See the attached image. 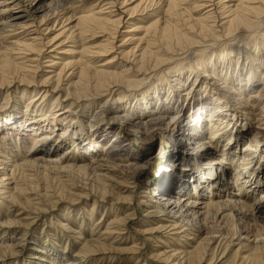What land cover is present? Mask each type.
<instances>
[{
    "label": "bare ground",
    "instance_id": "bare-ground-1",
    "mask_svg": "<svg viewBox=\"0 0 264 264\" xmlns=\"http://www.w3.org/2000/svg\"><path fill=\"white\" fill-rule=\"evenodd\" d=\"M79 1L86 0H0V94L15 86L14 91H22L21 113L27 111L14 110L0 120V209L43 215L60 203L94 199L90 210L79 208L92 225L89 237H83L86 220L76 213L71 222L58 223L63 238L77 235L74 255L62 250L50 258L43 247L15 264H86L94 256L97 264L103 261L98 256L117 253L114 238L124 235L135 217L113 214L102 228L91 223L92 213L101 207L116 213L101 206L108 197L115 205H130L136 194L143 207L139 217L154 225L136 231L152 236L143 238L153 243L145 262L228 264V252L236 246L235 253L250 254L233 264H264V0H126L115 11L110 9L117 0H95L91 9L109 11L76 16L69 9ZM128 2L136 4L128 9ZM137 17L153 21L147 27L130 26ZM50 33L55 34L44 39ZM117 36L121 42L116 46ZM95 39L101 40L92 43ZM221 41L227 46L212 53V59L199 57L176 68L169 81L162 75L136 93L114 98L147 83L178 50L193 49L197 55ZM127 42L135 45L124 52ZM68 44L73 45L66 49ZM247 45L251 51L242 48ZM207 80L211 87L220 82L216 91L221 93H212ZM24 92L40 96L23 100ZM131 98L135 102H123ZM5 107L0 104V110ZM109 112L108 123L125 128L143 145L160 132L171 138L169 157L158 175L151 174L153 180L146 172L149 155H135L131 146L113 149L123 140L110 133L113 127L103 126ZM114 172L131 184L145 176L139 185L126 186L129 196L121 197L104 182ZM14 224L0 214V229ZM162 237L178 238L172 245ZM158 239L161 245L155 249ZM48 241L53 243L47 246L56 244ZM19 245L0 243V254L19 252ZM142 245L123 252L137 253Z\"/></svg>",
    "mask_w": 264,
    "mask_h": 264
},
{
    "label": "rangeland",
    "instance_id": "rangeland-1",
    "mask_svg": "<svg viewBox=\"0 0 264 264\" xmlns=\"http://www.w3.org/2000/svg\"><path fill=\"white\" fill-rule=\"evenodd\" d=\"M94 1L95 0L79 1L75 4H73L72 8L69 10L71 11L72 9H75L74 14H76V16L85 15V14H87V12H90L92 10H94L93 12H95L97 10H101V11L103 10V13L109 11V9L104 10L102 7H94L93 9H91L90 6ZM122 1H126V0H117V4L114 7L115 9L111 8L110 11L120 10L119 3H121ZM239 1H242V0H239ZM135 4L136 3H132V5H131V3L128 2L127 8L129 9ZM252 5L259 8V5H257V4H252ZM95 9H97V10H95ZM261 9H262V6L260 7V10ZM81 10L84 13L79 12ZM201 13H203V12H201ZM136 19H138V20H136ZM136 19L132 20L131 24H133V25H130V26L136 27L137 25H140L143 27H147L153 21V19L152 20L149 18L146 19V17H137ZM123 20L124 21L127 20L126 15L123 16ZM135 24H137V25H135ZM125 27H128V25L127 24L123 25V27H122V29H120V31L124 30ZM58 28H59V26L56 27V30ZM42 29H44V28H42ZM54 34L55 33H50V35H46V37H44V39L45 38H51L52 36H54ZM138 34H141V33L139 32ZM135 35H136V33H135ZM258 38H259L258 42L261 43L260 37H258ZM100 40L101 39H95L92 43H97ZM119 40H120V38L118 37L117 40L115 41L116 46L119 45V43L121 42V40H120V42H119ZM131 44L132 43H129V44H128V42L126 43V46L123 47L124 52L133 48V46L135 44H132V45ZM69 45H73V44H68L65 48L66 49L69 48ZM75 46H78V45H75ZM226 46H227V44H223V41H221L219 43V45H216V48H214L212 50L208 49L205 53H200V54L197 53V55H195V52H197V51L193 50V49H184L182 51L178 50L177 52H179V54L172 56V59L170 60L169 66L163 67V69L160 72H158V74H156L154 77L149 79V81L147 83L142 85L139 89H130L127 91H125V90L119 91L114 96V98L115 99L120 98L124 94H125V96H127V95H131V93H136L137 91H140L143 88H145V86L149 82H155V81L159 80L160 76H162V75L165 76L164 81H169V79H170L169 75L173 76V74H172L173 71L178 72L176 70V68H178L182 65L188 67L191 65L190 63L192 61H195V62L200 61L199 57H201V59L202 58H206V59L208 58L209 59L212 53H214L215 51L219 52V51L223 50ZM245 47H247V48L244 49V51L245 50L247 51V49L250 51L252 50L251 46H248V45L242 46V48H245ZM57 56L59 58H61L62 60H66L67 58H70V57H66L65 55H57ZM234 56H236V53L234 54ZM212 58H213V56H211L210 59H212ZM249 58L250 57H248V59ZM103 59L104 58L99 59L98 62L102 61ZM242 59H243V57H242ZM59 62H61V61H59ZM207 62H208V60H207ZM129 66H130V64L124 65L125 68H128ZM220 71H222V70H220ZM223 72H224V70L222 71V73ZM40 74H42V73H39V75ZM175 74H177V73H175ZM220 74H221V72H220ZM210 81H212V80H210ZM205 83L208 85L210 84L209 80H207ZM219 85H221L220 82L215 83V85H214L215 88L213 86L211 87L209 85L210 88H212L214 90V91H212V93L216 92V95L221 93L220 91H216L217 89L219 90ZM123 88L125 89V86H123ZM160 88L162 89V91L165 89L164 85L160 86ZM14 89H15V86L10 88L9 90L5 91L4 93H2L4 95L6 92H10V94L8 95L7 98L5 96L3 98L0 97V104H3L6 106L4 110H0V120L2 119V117H6V115H8V113L13 112L14 110H16V112L20 113V114H24L27 112L26 111V112L21 113L22 109L19 108L20 107L19 104L21 103L20 102V100H21L20 96L22 94V91L19 89L14 91ZM225 90H226V88H225ZM26 92L23 93V95H24L23 100H25L26 98H30L29 97L30 95H32V96L36 95V92L35 93L32 92L30 95L28 93L26 94ZM2 94H0V96H2ZM39 96H40V94L35 96L36 98H34V99L37 100ZM112 98H113V96H112ZM39 100H40V98H39ZM119 100L121 101V99H119ZM123 102H125V103H131L132 102L133 103V102H135V100H133L131 98L130 100L128 99V100H125ZM89 103H91V101H89ZM94 104H96V105H92V103H91V105L94 108H97L101 104V100H100V103L98 101H94ZM110 104H111V102H110ZM83 105H86V104L84 103ZM116 106L117 105H115V107ZM83 107H85V106H83ZM109 107L110 106H107V108H109ZM232 107L234 109H237L234 106H232ZM76 108L77 107H75L74 109H76ZM108 110H110V109H108ZM28 111H33V110L30 109ZM78 112H79V114H84L83 110L77 111V113ZM175 114H176V112H175ZM112 115L113 114H110V112H109V114L107 113V115L106 114L104 115V119H102V123L104 124L103 126H105L108 130H110L109 127H113V131L110 130V133H116L119 140L120 141L123 140V142H121L119 144L115 143L113 149L125 151L129 146H131L137 152V154H135V155H138V156H142L144 154L149 155V157H150L149 158L150 159L149 167H148V171H146V172L150 175L151 180H153V175H151V174L158 175L159 166L161 164L164 165L166 160L169 157V154H170L169 148L170 147L167 146L168 145L167 142H170L171 138H169V137L166 138V136L168 134H166L165 132H160V133L156 134L157 136L154 138V140H152V142H148L147 144L143 145L140 140L133 138L131 135H128L129 133L125 132L126 131L125 128L118 126L117 123H115V122L108 123L109 122L108 118ZM30 116L35 117L34 112L33 113L30 112ZM108 137H109V135H108ZM107 140H109V138L106 139L105 142L104 141H102V142L106 143ZM138 142H140V143H138ZM244 145H245V141L240 143L238 148L241 149ZM130 150H129V152L131 153L130 155L134 156V153L131 152ZM61 151H62V149L58 152H61ZM121 153H123V152H121ZM72 156L74 157L75 154H73ZM122 156H126V153H123ZM114 163H119V165H121L124 162L115 161ZM144 176L145 175H142L139 178H137L135 181V184L139 185L140 181L142 180V178H144ZM109 177H110V179H108V181H104L107 188L109 189V192L113 191V194H117V196H121V197L129 196V193L125 194V192H124L125 187L129 186V185H135V184H131L132 182L130 180H126L125 178L117 175L115 172L109 174ZM225 179L227 180L228 177H226ZM117 181L121 182V184H118V186L116 183H114ZM41 185H40V187H41ZM121 186H123L124 189L123 188L121 189ZM137 195H139V194L134 195V199H132V201L130 202V205H124V204L115 205V204H113L114 203L112 200L113 198L108 197L107 203L102 204L101 206H106L109 209H113V212H116V213L110 214V213H108V211H106L104 209V207H101L92 213L93 216H92L91 223L96 224L97 222H99V225H101V226L102 225L104 226V224H106L107 221L112 218L113 214H118L119 217L127 216L130 220L131 219L133 220L135 217V219L133 221H129L128 226H127L129 229L127 228L125 230V234L121 235L118 238H114L115 240L118 241L116 243H118L119 245L116 247L119 249V251L117 253L113 252L112 254H103L101 256H98L100 258H103V261H100L97 264H137L136 263L137 260H139L138 264H143V263L144 264H154V263L145 262L147 260V258L145 257L146 256L145 252L151 250L150 248L152 247L153 243H151V242L144 243L143 242V238H149L152 236L149 234L148 235L139 234L140 233L139 231H143L144 229H151L154 227V225H153V223H147L146 224V223L142 222L141 218L139 217L138 214H140L142 212L143 207L139 206V200L136 198V197H138ZM93 200L94 199L91 196L87 199H82V200L76 201V203H74V204L60 203L56 206V208H54V211H52L50 213L43 214V215H37L35 213L29 214L27 211L14 210V209H11V210H8L7 212H5L3 209H0V214H4V215L6 214V219L11 220L15 223L14 224L15 227L12 226L11 229H8V228L0 229V240H2L4 243H7L8 245H12L14 243L20 244L18 247H15V248H17L16 250H19V252L7 251L4 253H1L0 254V264H15V262H18V261H23V260L25 261V259L27 260L30 258V257L27 258V256L28 255L30 256L31 253H33L34 255L40 254V253H37L35 250H39V249L42 250L43 247L45 249L47 248L46 250L50 251V253L53 257L51 255H46V256H50V258L58 257L59 253H61L60 251H62V250L69 252L70 255H74L75 250H76L77 245H78L76 243L77 235L72 234L68 239L63 238L65 236H63V233L61 232V230H59L58 223L59 222L61 224L69 223L73 219H75L76 218L75 215L78 214V215L82 216L84 220H86L84 222L87 224L86 230L83 233V237L84 238L89 237V234H90L89 229L91 228L92 225H88L89 217L87 216V214L85 215V213H83V211H80L79 208L80 207L81 208L86 207L87 210H90V208H91L90 204ZM260 211L263 213L264 207H262L260 209ZM46 212H48V210ZM101 215H102V217H101ZM103 226H102V228H103ZM231 228H232V226H230V230H231ZM234 229L235 228H232V230H231L232 233H233ZM137 230H139V231L136 232ZM5 231H6L5 238H1L2 233H4ZM177 238L174 240H168V239H166V237H164V238L162 237L159 239L167 240L168 243L173 245L177 242ZM49 239L50 240L52 239L53 241H55L56 244L52 245V246H47V245L53 243L52 241H50V242L48 241V243H46V240H49ZM150 239H152V238H150ZM159 239L153 240V241H155V246H156V247H154L155 249L158 248L157 246L161 245V243H160L161 240H159ZM111 240H113V239H111ZM2 241H0V243H3ZM45 244H47V245H45ZM133 244H136L137 247H140L143 244L142 249L139 251L140 253L137 252V253L128 254V253L123 252V250L130 248ZM236 249H237L236 246H232L230 252H228V257H227V259L229 261L228 264H233L234 261H236L238 258L240 259L241 257L247 256L250 254V251H248V250L247 251L241 250V251H238V253H235ZM125 254H128V255H125ZM256 254H258V253H256ZM226 255H227V253H226ZM131 256H133V257H131ZM95 259H97V257H95V256L91 257L86 264H93ZM222 261H224V260H222Z\"/></svg>",
    "mask_w": 264,
    "mask_h": 264
}]
</instances>
